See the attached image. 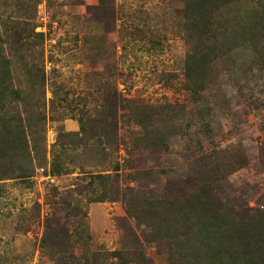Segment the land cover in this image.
<instances>
[{
    "label": "trees",
    "instance_id": "16d2710c",
    "mask_svg": "<svg viewBox=\"0 0 264 264\" xmlns=\"http://www.w3.org/2000/svg\"><path fill=\"white\" fill-rule=\"evenodd\" d=\"M41 1H2L9 10L2 19L6 28L0 34V198L6 183L28 182L36 169L50 165L49 175L58 177L75 169L80 172L93 163L94 168L106 170L85 175L92 190L88 201L105 203L112 180L108 172L118 174L120 170V163L110 160L120 144L115 108L119 104L128 107V121L144 131L143 136L136 137L133 150L168 148L166 136H173L166 127L169 118L174 122L170 129L183 126L184 119L187 136L192 116L184 107L178 111L169 104L129 103L118 92L116 80L105 79L104 76L112 77L110 73L87 75L86 87L94 107L70 100V90L54 82L57 103L74 104L71 111L76 115L71 114V118L78 121L80 130L75 136L60 130L53 145L58 150L52 151L48 161L47 148L44 149L48 121L47 39L45 32L36 31L39 25L35 21ZM99 1L110 10L117 0ZM120 33L131 41H148L151 50L161 49L169 36L186 44L185 90L191 101L202 104L198 110L203 125L200 129L209 140L213 137L209 119L213 109L209 103L203 105L202 93L213 83L212 71L218 61L229 67L235 56H246L244 59H251L264 74V0H161L153 8L127 11ZM17 61L21 63L20 71L15 68ZM50 61L54 62V58L50 57ZM53 104L56 107L55 101ZM161 121L166 126L158 125ZM198 155L192 154L196 164L190 174L182 180L166 181L159 197L145 190H131L130 217L144 229L141 241H135L137 249L93 251L88 215L80 208L76 233L72 236L67 230H57L58 243L67 247L73 244L82 250L77 264H155L149 257V248L166 255L167 264H264V196L240 219L225 195L227 191L239 193L232 179L246 172L248 156L238 148ZM59 201L68 208L74 205L70 200ZM77 206L80 207L78 203Z\"/></svg>",
    "mask_w": 264,
    "mask_h": 264
},
{
    "label": "rangeland",
    "instance_id": "374dc122",
    "mask_svg": "<svg viewBox=\"0 0 264 264\" xmlns=\"http://www.w3.org/2000/svg\"><path fill=\"white\" fill-rule=\"evenodd\" d=\"M2 1L1 35L6 28L2 19L9 10ZM74 2L76 0H42L37 7L35 21L39 26L36 31L45 32L47 39L45 105L48 121L44 143L47 160L51 159L52 151L58 150L53 145L60 130L73 136L80 130L78 121L71 118V114L76 115L71 111L74 104L57 103L53 95L54 82L70 90V100L94 107L86 85L87 75L96 72L110 73L112 77L104 76L105 79H115L118 92L131 104H169L178 111H183L179 108L184 107L192 116V120L188 118L191 133L185 136L187 122L184 119L183 126L170 129L174 122L169 118L168 126L162 121L158 123L173 135L166 136L168 148L133 150L136 137L143 136L144 131L128 121V107L119 104L114 114L120 144L110 160H117L120 170L118 174L108 172L112 174L108 200L105 203L88 201L92 190L85 175L106 170L94 168L93 163L80 172L75 169L58 177L49 175L48 165L47 169H36L28 182L9 181L0 198V264H77L82 250L73 244L67 247L58 243L57 230H67L73 236L81 221L80 215L85 212L93 251L137 249L135 241H141L144 229L130 217L131 190L141 189L159 197L166 181L182 180L190 174L196 164L193 153L199 156L201 152L238 148L248 156L246 172L232 179L239 193L234 195L227 191L225 194L237 218L246 217V209L255 207L264 196V74L259 73L258 66L242 55L235 56L234 63L229 61V67L218 61L212 71L214 81L202 93L203 105L209 103L213 109V116L209 118L213 137L209 140L200 129L203 125L198 110L202 104L191 101L185 90L186 44L169 36L161 49L151 50L148 41H131L120 33L127 11L153 8L161 0H117L110 10L101 6L99 0ZM20 65L17 61L18 71ZM36 165L35 161L34 169ZM59 199L70 200L74 205L68 208ZM147 250L155 264H167L166 255L154 248Z\"/></svg>",
    "mask_w": 264,
    "mask_h": 264
}]
</instances>
